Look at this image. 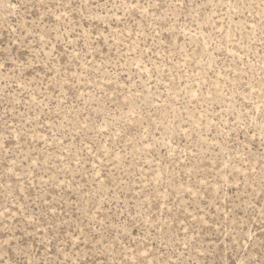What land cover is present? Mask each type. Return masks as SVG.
Masks as SVG:
<instances>
[{
  "label": "rangeland",
  "instance_id": "374dc122",
  "mask_svg": "<svg viewBox=\"0 0 264 264\" xmlns=\"http://www.w3.org/2000/svg\"><path fill=\"white\" fill-rule=\"evenodd\" d=\"M0 264H264V0H0Z\"/></svg>",
  "mask_w": 264,
  "mask_h": 264
}]
</instances>
